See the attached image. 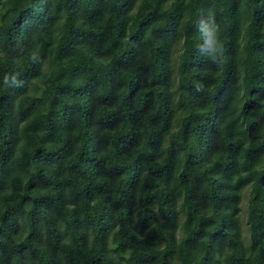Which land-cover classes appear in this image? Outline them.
I'll return each mask as SVG.
<instances>
[{
    "label": "trees",
    "instance_id": "obj_1",
    "mask_svg": "<svg viewBox=\"0 0 264 264\" xmlns=\"http://www.w3.org/2000/svg\"><path fill=\"white\" fill-rule=\"evenodd\" d=\"M0 264H264V0H0Z\"/></svg>",
    "mask_w": 264,
    "mask_h": 264
},
{
    "label": "clouds",
    "instance_id": "obj_2",
    "mask_svg": "<svg viewBox=\"0 0 264 264\" xmlns=\"http://www.w3.org/2000/svg\"><path fill=\"white\" fill-rule=\"evenodd\" d=\"M196 27L200 34V43L198 45L200 55L218 67L222 66L225 49L220 39V30L216 22L215 14L211 11H208L206 14L202 12ZM5 83H7V78ZM197 90L199 91V89Z\"/></svg>",
    "mask_w": 264,
    "mask_h": 264
},
{
    "label": "rangeland",
    "instance_id": "obj_3",
    "mask_svg": "<svg viewBox=\"0 0 264 264\" xmlns=\"http://www.w3.org/2000/svg\"><path fill=\"white\" fill-rule=\"evenodd\" d=\"M246 204H247V202L244 201V203H243L244 210H245V208H246ZM244 227L247 228V226H244Z\"/></svg>",
    "mask_w": 264,
    "mask_h": 264
}]
</instances>
